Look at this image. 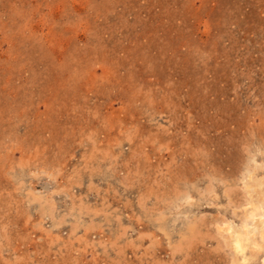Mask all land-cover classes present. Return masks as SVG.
<instances>
[{"label":"rangeland","instance_id":"obj_1","mask_svg":"<svg viewBox=\"0 0 264 264\" xmlns=\"http://www.w3.org/2000/svg\"><path fill=\"white\" fill-rule=\"evenodd\" d=\"M263 200L264 0H0V264H263Z\"/></svg>","mask_w":264,"mask_h":264},{"label":"bare ground","instance_id":"obj_2","mask_svg":"<svg viewBox=\"0 0 264 264\" xmlns=\"http://www.w3.org/2000/svg\"><path fill=\"white\" fill-rule=\"evenodd\" d=\"M253 209H256V207H253ZM262 212L263 211L260 212L258 219L255 218L257 214L253 215L252 213H250L249 218L251 219V224L253 226L252 228L251 227L249 228L250 223L244 222V225L242 224L244 229H239L234 227L232 230H230V240L234 249L240 255L239 261L242 262L246 261L247 257L245 256L246 254L245 250L248 246H251L253 249L257 251L258 250L261 251L262 249V245L264 243L262 242L263 244H261L260 242L256 241V239H254L252 235L254 231L259 232L261 237H263L262 239L264 241V216L262 215ZM262 263L264 264V251L262 254Z\"/></svg>","mask_w":264,"mask_h":264}]
</instances>
